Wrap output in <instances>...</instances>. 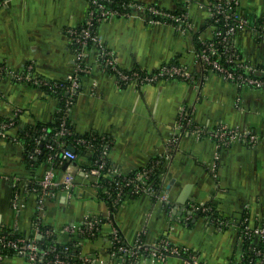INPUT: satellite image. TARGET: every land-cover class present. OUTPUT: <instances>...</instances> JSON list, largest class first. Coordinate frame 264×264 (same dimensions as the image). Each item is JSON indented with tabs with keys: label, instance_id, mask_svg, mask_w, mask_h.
<instances>
[{
	"label": "crops",
	"instance_id": "crops-1",
	"mask_svg": "<svg viewBox=\"0 0 264 264\" xmlns=\"http://www.w3.org/2000/svg\"><path fill=\"white\" fill-rule=\"evenodd\" d=\"M137 1L169 10L185 8L191 26L152 24L148 16L133 10L130 16H110L96 26L101 43L117 54L122 69L152 71L179 64L195 79L122 85L100 63L99 48L91 46L70 117L78 133L96 132L111 140L108 158L115 172L127 175L163 161L167 199L126 193L111 215L108 199L84 172L89 156L79 155L56 171L58 180L72 172L73 186L60 187L39 202L35 189L51 164L38 161L34 148V162L32 154L28 157L22 131L52 122L59 101L9 73L26 72L32 65L35 73L51 80L73 74L77 45L68 31L84 23L90 0H6L0 4V121L17 111L18 115L16 125L0 136V229L29 235L39 222L55 230L60 243H72L77 256L88 260L85 264H132L126 255L114 253L113 226L127 244L141 240L154 245L167 238L191 250L202 264H231L244 250L243 218L248 216L253 226L264 222V91L201 68L198 51L213 35L207 9L211 0ZM239 8L254 24L264 14V0H240ZM233 44L251 63L264 65V39L251 27L237 32ZM220 125L254 132L261 140L219 141L191 130ZM203 206L210 209L204 212ZM89 219L100 221L93 236L80 233ZM220 220L225 224L217 223ZM184 260L141 254L134 264H185ZM8 263L28 264L18 254Z\"/></svg>",
	"mask_w": 264,
	"mask_h": 264
},
{
	"label": "built area",
	"instance_id": "built-area-1",
	"mask_svg": "<svg viewBox=\"0 0 264 264\" xmlns=\"http://www.w3.org/2000/svg\"><path fill=\"white\" fill-rule=\"evenodd\" d=\"M5 1L0 0V4ZM190 1L185 0V3L188 4ZM239 4L240 0L209 1L207 9L213 26V35L209 40L202 42L198 51V60L205 72H215L240 86H248L264 91V65L258 66L251 63L241 55L233 44L236 33L249 27L252 28L259 38L264 39V14L256 23L251 24L249 19L240 11ZM133 10H139L148 16L149 22L152 24H186L191 26L189 14L185 8L180 11L169 10L155 3H144L137 0H90V7L84 23L68 31L71 40L77 45L78 60L73 74L64 80H51L35 73L32 65L29 66L26 72L9 73L19 81L46 88L55 97L59 90L65 89L67 92L62 127L56 131L53 138L54 142L47 144L50 150H54L55 144H62L61 138L71 132L65 124V117L70 115V109L79 88V74L87 70L84 64V56L87 53V49L91 46L99 48L100 63L122 85L134 83L137 86H143L165 78H180L186 81L195 79L194 73L185 70L179 64H164L152 71L141 68L129 70L120 68L117 54L101 43L96 26L110 16H130ZM60 110L61 108L58 111ZM17 115L18 111L12 118L0 121V136L6 135L8 129L16 125ZM180 126H183V124ZM191 130L197 136L208 134L219 141L246 140L251 144H256L261 140L259 135L254 132H242L226 125H220L212 130H204L195 126ZM98 138H100V145L102 144L103 146V151L99 158H105L108 156L112 142L105 135L98 134ZM79 141L87 142L88 152L94 151L95 147L92 142L94 140L79 138ZM34 151L40 152V148L35 147ZM78 156L68 148H62L60 152L49 156L51 165L44 173L39 186L35 189L40 203L52 196L58 188L62 187L69 190L73 186L74 176L72 172L67 171L63 178L58 180L56 179V171L58 165L65 161L75 160ZM31 157H33V154ZM159 163V160L152 162L148 167L138 170L134 176L113 171L118 178L113 181V190L108 192L111 215L121 196L127 192L131 194L145 192L157 199H167L166 194L163 192L164 178L162 172L156 179L157 183H155L154 179H150V174ZM105 164V160L96 159L94 162L89 161V166L84 168L86 176L93 179L92 181L97 187L101 185L100 178L102 176L111 177L107 172L103 173ZM113 193L114 197L111 200L110 197ZM201 209L206 212L210 207L203 206ZM217 223L225 224L224 220H220ZM99 226V220L89 219L80 233L85 236H93L99 230ZM240 226L244 250L231 264H264V222L253 226L250 218L245 216ZM7 233H0V264H9L8 259L11 255H8L7 250H14L16 252L15 255L25 256L28 264H85L88 261L84 257L77 256L69 244L62 243L64 246L59 248L60 242L56 239L55 230L43 228L39 222L36 223L34 232L40 237L38 240L35 235L24 234L17 237H8ZM50 237H52L50 242L44 244L46 238ZM110 241L114 253L126 255L132 260V264L141 254H146L155 259H166L171 256L185 257V264H202L198 256L192 253L191 250L184 246L174 245L167 238H162L154 245H146L141 240H137L133 244H127L118 228L113 226Z\"/></svg>",
	"mask_w": 264,
	"mask_h": 264
},
{
	"label": "trees",
	"instance_id": "trees-1",
	"mask_svg": "<svg viewBox=\"0 0 264 264\" xmlns=\"http://www.w3.org/2000/svg\"><path fill=\"white\" fill-rule=\"evenodd\" d=\"M36 86V85H34ZM43 90L49 92V90H47L46 88H43ZM51 93V92H49ZM56 97L59 101V108H61L60 111H57V114L55 116V119L52 122L49 123H37L34 126H30L28 128H25L22 131V135H24V141H25V145H26V150L28 153V157H30V155L32 154L30 151L33 150V148L35 147H39L40 148V152L37 156V160L38 161H42V160H48L49 161V156L55 154L56 152H60L62 150V148H68V147H72L74 148V152L77 155H86L88 154L90 161L94 162L96 161V159H103L105 160V167L103 170L104 172H107L109 174V176L111 177H104L102 176L100 178V191L102 196H105L108 201V192H111L113 190V181L118 178L117 175H115L113 173V169H112V165L109 161L108 156L105 158H99L102 154L103 151V146L102 144L100 145V138H98V133L96 132H90V133H86V134H80L75 130V125L73 123V121L71 120L70 115L65 117V124L66 126L69 127L70 129V133L64 135L61 140H62V144H55V148L54 150H50L47 147V144L50 142H54L53 138L54 135L56 133L57 130L61 129L62 127V121H63V115H64V107H65V99L67 98V92L65 91V89L59 90L58 94H56ZM79 138H84L86 140H94L92 141L94 143V151L93 152H88V148H87V142H80ZM34 154H33V158H31V160L34 162ZM36 159V158H35ZM35 160V161H37ZM162 162L161 161L159 163V165L154 169V171L150 174V179H154L155 183H157V178L160 175V173L162 172ZM89 166V165H88ZM85 166L84 168L88 167ZM137 171L132 172L130 174H127L129 176H134L136 174ZM128 193V192H127ZM126 194V193H125ZM114 197V193L113 195L110 197V199L112 200ZM212 213V212H211ZM5 233L8 232V237H17L20 235H24V234H20V233H16V232H10V231H6V230H2L0 229V233ZM30 236H34V232L29 234ZM52 237L50 238H46L44 244H47L48 242H50ZM71 247V249L74 251V246L72 243H68ZM64 246V244L59 243V248H62ZM8 255H15L16 252L14 250H7Z\"/></svg>",
	"mask_w": 264,
	"mask_h": 264
},
{
	"label": "water",
	"instance_id": "water-1",
	"mask_svg": "<svg viewBox=\"0 0 264 264\" xmlns=\"http://www.w3.org/2000/svg\"><path fill=\"white\" fill-rule=\"evenodd\" d=\"M68 149H70L71 151H74V148L72 147H68ZM69 164V162H66L65 165H64V168Z\"/></svg>",
	"mask_w": 264,
	"mask_h": 264
}]
</instances>
